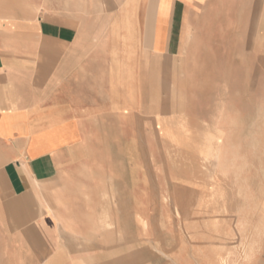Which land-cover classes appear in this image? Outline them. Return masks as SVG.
<instances>
[{
	"label": "rangeland",
	"instance_id": "obj_1",
	"mask_svg": "<svg viewBox=\"0 0 264 264\" xmlns=\"http://www.w3.org/2000/svg\"><path fill=\"white\" fill-rule=\"evenodd\" d=\"M90 2L87 32H129L145 50L137 58L136 123L102 139L103 155H89L113 164L99 171L106 193L119 175L115 227L44 235L41 243L29 235L21 249L0 241V264H45L53 251L40 246L49 242L60 248L53 264H264V59L241 58L226 21L194 9L183 22L190 37L176 57L162 60L151 52L157 0H108L101 10ZM249 25L255 29L256 20Z\"/></svg>",
	"mask_w": 264,
	"mask_h": 264
},
{
	"label": "crops",
	"instance_id": "obj_2",
	"mask_svg": "<svg viewBox=\"0 0 264 264\" xmlns=\"http://www.w3.org/2000/svg\"><path fill=\"white\" fill-rule=\"evenodd\" d=\"M95 1L101 10L108 0ZM90 4V0H0L4 249L10 248L9 242L24 248L29 235L41 243L44 235L81 233L84 228L104 233L106 227H115L120 181L113 176L119 175L113 173L112 190L106 193L105 175L99 171L113 164L103 157L92 161L89 155H103L102 139L119 137L126 122L128 127L136 123L131 116L136 114L137 58L145 50L137 49L135 35L129 32H87ZM10 9L37 11L36 18L9 16ZM194 9H199L195 15L208 10L213 19L226 21V36L237 35L241 58L264 59V0H157L153 55L162 60L178 55L182 40L192 33L184 28L185 14ZM42 10L54 15L41 19L37 15ZM250 18L257 23L253 30ZM132 24L136 21L129 20L128 27ZM176 25L177 36L172 32ZM229 44L231 48L233 41ZM46 246L40 248L53 252L45 264H53L60 248L51 242Z\"/></svg>",
	"mask_w": 264,
	"mask_h": 264
},
{
	"label": "bare ground",
	"instance_id": "obj_3",
	"mask_svg": "<svg viewBox=\"0 0 264 264\" xmlns=\"http://www.w3.org/2000/svg\"><path fill=\"white\" fill-rule=\"evenodd\" d=\"M6 20V19H5ZM110 66V65H109ZM109 78H110V76H109ZM110 81V80H109ZM201 170V169H200ZM214 171H215V167L212 165L210 168H207L206 169V171H205V175L207 176V177H211L212 175H213V173H214ZM200 172H203V170L202 171H200ZM0 209H1V206H0ZM201 220V219H200ZM202 253V252H201Z\"/></svg>",
	"mask_w": 264,
	"mask_h": 264
}]
</instances>
